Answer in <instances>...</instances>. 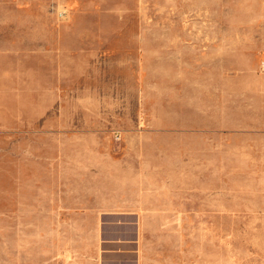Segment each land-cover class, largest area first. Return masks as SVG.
I'll use <instances>...</instances> for the list:
<instances>
[{"label": "rangeland", "instance_id": "rangeland-1", "mask_svg": "<svg viewBox=\"0 0 264 264\" xmlns=\"http://www.w3.org/2000/svg\"><path fill=\"white\" fill-rule=\"evenodd\" d=\"M263 64L264 0H0V258L48 264L75 203L144 174L183 203L149 214L163 264H264ZM198 127L216 152L199 214Z\"/></svg>", "mask_w": 264, "mask_h": 264}, {"label": "crops", "instance_id": "crops-1", "mask_svg": "<svg viewBox=\"0 0 264 264\" xmlns=\"http://www.w3.org/2000/svg\"><path fill=\"white\" fill-rule=\"evenodd\" d=\"M210 133L209 128L198 127L192 131L191 208L197 214L210 212L212 207L215 175L212 165L216 163V152ZM256 150L264 156V146H257ZM224 164H228L226 159ZM143 180L144 174L135 178L137 183L132 188L95 191L88 194L89 199L75 203L72 216L63 220V252L57 253L56 248L50 251L48 264H163V253L148 237L147 224L153 219L149 214L182 212L183 203L172 196L164 204H155L158 196L139 183ZM201 198L207 204H201ZM69 228L77 229L73 238L67 232ZM100 233L106 236L100 237ZM125 233L129 236L119 237ZM0 264L23 263L17 254H1Z\"/></svg>", "mask_w": 264, "mask_h": 264}, {"label": "built area", "instance_id": "built-area-1", "mask_svg": "<svg viewBox=\"0 0 264 264\" xmlns=\"http://www.w3.org/2000/svg\"><path fill=\"white\" fill-rule=\"evenodd\" d=\"M262 67H263V70H264V64H263V66H262Z\"/></svg>", "mask_w": 264, "mask_h": 264}]
</instances>
